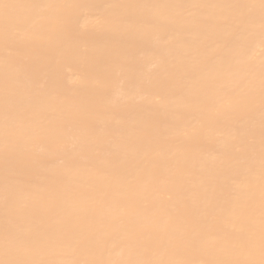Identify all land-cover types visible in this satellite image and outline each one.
Instances as JSON below:
<instances>
[{"label":"bare ground","instance_id":"1","mask_svg":"<svg viewBox=\"0 0 264 264\" xmlns=\"http://www.w3.org/2000/svg\"><path fill=\"white\" fill-rule=\"evenodd\" d=\"M0 264H264V0H0Z\"/></svg>","mask_w":264,"mask_h":264}]
</instances>
